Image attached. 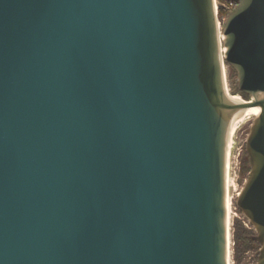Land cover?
Masks as SVG:
<instances>
[{"label": "water", "instance_id": "water-1", "mask_svg": "<svg viewBox=\"0 0 264 264\" xmlns=\"http://www.w3.org/2000/svg\"><path fill=\"white\" fill-rule=\"evenodd\" d=\"M0 0V264H264V0ZM236 73L229 94L226 69Z\"/></svg>", "mask_w": 264, "mask_h": 264}, {"label": "rangeland", "instance_id": "rangeland-1", "mask_svg": "<svg viewBox=\"0 0 264 264\" xmlns=\"http://www.w3.org/2000/svg\"><path fill=\"white\" fill-rule=\"evenodd\" d=\"M217 6L219 9H222L224 12L229 11V7H226L224 5H217ZM222 20H223V18H219L220 24L222 23ZM229 74H230L229 70L227 69L226 75H227V85H228V89H229V94H231V95L234 94L236 97H239L240 96L239 94H235L236 89H235L234 84H235L236 78H231L229 76ZM242 100L247 101L244 98H242ZM253 117H250L249 121H245L244 123H242L240 129L237 132H235V134L233 135L234 145H233V150L231 152V156H230V160H229V164H231L230 168H229V171L231 170L230 175H229V181L233 182L234 186L236 187V189L239 192L241 191L243 183L245 182V180L247 178V174H248V172L246 173L242 169V163H243L244 157L246 155L244 147H245L246 138L248 136L249 128H250V125L252 123ZM233 198L234 199L232 200V204H231V209H232L231 210V216H230L231 226H230L229 232H231V228H232L233 222L235 220H239L243 223L246 222V220L243 218V216L236 209L235 193L233 194ZM246 224H247V222H246ZM246 224H245V226H248V224L247 225ZM230 245H231V242H230ZM257 254H258L257 249H251L245 254V256L242 258L241 262H239V263H236L234 261L233 257L231 256V264H256L257 256H258ZM231 255H232V252H231Z\"/></svg>", "mask_w": 264, "mask_h": 264}, {"label": "trees", "instance_id": "trees-1", "mask_svg": "<svg viewBox=\"0 0 264 264\" xmlns=\"http://www.w3.org/2000/svg\"><path fill=\"white\" fill-rule=\"evenodd\" d=\"M217 5H224L226 7H229L228 12H224L222 9L218 10V17L224 18L235 6V3L232 0H216ZM229 70V76L231 78H236V73L233 69L230 67H227ZM235 89L236 93L239 94L242 98L248 100V97L245 94L240 93L237 90V83L235 81ZM234 95V94H233ZM239 96V97H240ZM240 97V98H241ZM242 169L247 173L249 171V164L247 157L245 155L243 163H242ZM246 222L243 223L239 220H235L233 222L231 232H230V242H231V251H232V257L236 263L241 262L242 258L245 256V254L251 250V249H257L258 246L254 242V232L252 231L251 227L245 226ZM247 225V224H246ZM258 255V254H257Z\"/></svg>", "mask_w": 264, "mask_h": 264}, {"label": "bare ground", "instance_id": "bare-ground-1", "mask_svg": "<svg viewBox=\"0 0 264 264\" xmlns=\"http://www.w3.org/2000/svg\"><path fill=\"white\" fill-rule=\"evenodd\" d=\"M234 100L241 101L242 98L234 97ZM258 114H259V110L257 108L251 107V108H248L243 115H241L240 117L234 118L232 120L231 127H230V141H229V154H230V156H231V152L233 150V145H234L233 135L235 134V132H237L240 129L242 123H244L245 121H249L250 117H253V116L255 117ZM230 165L231 164H229V168H230ZM230 171H229V175H230ZM229 175H228V178H227V192H228V196H227V216H228V223H229L228 226H229V229H230V226H231L230 216H231V210H232L231 209V204H232V200L234 199L233 198V194L235 193V197L237 198V196L239 195L238 194L239 191L236 189V187L234 186L233 182L229 181Z\"/></svg>", "mask_w": 264, "mask_h": 264}, {"label": "built area", "instance_id": "built-area-1", "mask_svg": "<svg viewBox=\"0 0 264 264\" xmlns=\"http://www.w3.org/2000/svg\"><path fill=\"white\" fill-rule=\"evenodd\" d=\"M217 8H218V6H217ZM219 9V8H218ZM229 160H230V154H229ZM231 245H230V243H229V264H231Z\"/></svg>", "mask_w": 264, "mask_h": 264}]
</instances>
